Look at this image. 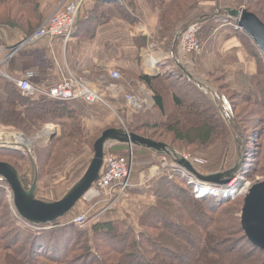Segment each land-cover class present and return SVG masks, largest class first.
Returning <instances> with one entry per match:
<instances>
[{"label":"trees","instance_id":"16d2710c","mask_svg":"<svg viewBox=\"0 0 264 264\" xmlns=\"http://www.w3.org/2000/svg\"><path fill=\"white\" fill-rule=\"evenodd\" d=\"M91 1L98 6L103 4ZM210 1L207 4L204 0H171L161 14L159 37L180 39L192 23H204L225 14L218 7L220 0ZM233 1L237 9L244 7L264 22L262 12L257 9L262 7L264 10V0ZM111 5L118 7L116 12L120 17L132 21L125 5L116 2ZM204 6H208L209 11L202 9ZM84 9L87 11L86 16L92 13L86 4ZM96 15L95 12L92 18ZM43 18L41 0H0V28L6 27L28 37L42 25ZM245 36L251 56L256 60L257 72L252 80L254 95L246 97L243 94L242 100L264 112V58L253 41ZM199 38L203 43L201 34ZM177 70L180 73L175 74L176 79L186 80L192 85L201 94L199 96L198 93L199 100L186 102L178 92L167 91L166 73L155 79L141 74L136 80L145 83L153 92V110L160 116V121L146 124L144 129H162L165 134L175 138L173 141L186 146H206L219 135H231L240 120L229 98L220 93L215 94L206 85L190 79L180 66ZM2 81L5 98H0V125L4 130L29 135L28 131H38L40 121L49 115L53 118H47V123L58 125L61 130V135L50 143L51 153L45 154L43 165L40 152L37 153V163L32 164L34 178L35 170L38 174L39 197L45 191L40 187V182L45 179L44 170L47 168L52 172L56 168L55 164L49 163L53 155L73 148L75 137L78 134L83 136V128L74 126L79 120L78 110L73 102L25 96L14 82L5 78ZM190 115L194 119L189 121ZM80 143L81 139L78 146ZM135 150L147 151L141 148ZM72 154H75L74 151ZM67 155L63 157L65 160L71 154ZM0 157L13 160V165L28 179L29 185L33 184L34 179H29L27 172L23 174L19 169V165L25 167L20 152L0 149ZM199 170L203 173V168ZM62 174L60 177L66 178ZM178 183L184 189L179 188ZM151 190L157 201L140 218L141 230L129 229L125 232L120 226L121 220L111 219V212L98 216L102 210L92 212V217H98L92 222L91 229L82 230L72 220L80 215V206L85 205L83 199L69 215L54 224L34 225L16 213L9 198L10 187L0 178V263L264 264V250L248 239L242 226L244 201H232L214 195L198 199L194 194V186L189 185L179 172H163L152 182ZM175 203L181 207L182 216L173 214ZM158 219L160 222H154ZM105 253L110 255L108 260L103 259Z\"/></svg>","mask_w":264,"mask_h":264},{"label":"crops","instance_id":"0c3cea01","mask_svg":"<svg viewBox=\"0 0 264 264\" xmlns=\"http://www.w3.org/2000/svg\"><path fill=\"white\" fill-rule=\"evenodd\" d=\"M58 1L41 0V3L48 11V6L56 7ZM125 1L127 13L132 21L120 17L116 11H109L114 9L109 8L111 3L98 6L91 0L87 1L86 7L92 13L86 16L87 11L83 10L78 20L76 35L70 43L67 44L59 38L52 42L46 39L36 47L26 50L29 53L36 50L43 55L40 66L26 59L27 56L15 55L6 60L10 48L19 44L25 36L6 27L0 28V98H5L2 81L4 78L11 81L10 78L27 77L36 87L49 89L64 76L76 75L84 76L94 87L110 93L109 96L113 100H122L124 104V97L120 96L123 89L133 91L134 96L142 100L153 99V102H149L150 107H144L145 110L153 106L154 95L145 83L136 78L143 74L155 79L170 71V68L175 69L180 65L187 69L194 68L193 77L198 76L202 81L210 82L211 75L222 72L221 77L232 81L240 93L246 97L254 95L252 80L257 72L256 60L249 51L248 38L244 33L236 31V21L228 18L226 13V16H217L203 23L201 37L204 52L200 56L191 57L181 54L178 37H159L161 14L171 0ZM95 12L97 15L92 18ZM112 70H118L123 76L121 85L118 86L120 92L116 94L109 92L106 87L109 85V73ZM73 103L77 106H101L81 101ZM104 117L105 115L94 112L89 116L88 113L84 116L79 114L82 125L87 129L99 124ZM0 130H4L2 125ZM128 149V145L115 144L111 146L110 151L116 154L127 152L128 155ZM44 196L45 194L38 198L48 200ZM83 199L87 200L88 204L91 203L92 209V205L103 206V203L96 204L98 198L93 188ZM85 207L89 206H80L79 214L86 210ZM120 213H112L111 219L123 220L121 217L124 214Z\"/></svg>","mask_w":264,"mask_h":264},{"label":"rangeland","instance_id":"374dc122","mask_svg":"<svg viewBox=\"0 0 264 264\" xmlns=\"http://www.w3.org/2000/svg\"><path fill=\"white\" fill-rule=\"evenodd\" d=\"M65 1L66 0H59L58 5L56 7L48 6L49 7L48 11L45 10V7L41 3L43 8V17H44L42 25L45 24L50 19V17L55 13L59 5L63 4ZM204 1L205 2L207 1L208 4V1L210 0H204ZM220 1L221 4L218 5V7L221 8L224 12L226 8H236L235 7L236 2L233 0H220ZM116 3H120V2H116ZM123 5H126L125 0H123ZM109 6H110L109 8H114L109 11L118 10V7L116 5H109ZM257 9H259L260 12H262L261 15L264 17L263 8L258 7ZM204 10L209 11L208 8H204ZM223 15L226 16L225 14H222V16ZM200 55L193 54L190 56L194 57ZM17 56L18 57L27 56V58L26 57L24 58L31 60L33 64H36L38 66H40V61L44 59L42 57L43 55H40V52H37L36 50L33 51L31 50V53H29V51H26L25 49L20 54H17ZM188 69H189L188 71L194 75V68H188ZM168 72L166 73L168 81H166L167 83H165V85H168L166 88L167 91L178 92L179 94L184 96L183 98L185 99L186 102L195 101V100L197 102L199 100L198 97L199 92H197L192 85H190L186 80L179 81L178 78L176 79V75H179L180 73L177 70V68L175 69L170 68V71ZM221 73L222 72L218 71L217 74L211 75L210 82L205 80L203 81L199 80L198 76L193 77V79L201 82L202 84L205 83L204 85L209 86L211 90L213 89V93L215 94L220 93V95L222 96L224 95L227 98H229L230 102L235 106L234 110L237 114L236 116L239 117L238 120H240V122L237 123L236 129H234V131L231 132V135L228 136L227 134L219 135L216 138H214L210 144L206 146H195V145L186 146L185 144H181L173 141L175 138L171 137L169 134L168 135L165 134V132L162 131V129L155 131H151V130L148 131L144 129L143 126H145L146 124L149 123L151 124L154 123L155 121L157 122V120L160 121V116L158 115L157 111L153 110L155 102L153 103V106L150 109L149 108L145 109L146 111L143 109L138 111L129 110L126 107V104L122 103V100H113L109 96L110 93H106L102 91L108 105L105 106L101 105L100 107L75 105L76 109L78 110V114H82L84 116L85 114L88 113L89 116L90 113L94 112L97 114L105 115V117L101 118L102 121L99 124H96L95 126H92L88 129L83 126L84 124L82 125L80 119L74 123V126H81L83 128V131L81 133L83 136H80L78 134L77 135L78 138L75 137L76 140L74 141L75 144H73V148H69L68 150H66V152H64L65 150H62L58 155L54 154L53 155L54 158L49 161L50 164H55L54 166L56 168L52 172L48 171L46 168V170H44L45 179H43V181L40 182L42 185L40 187L45 189L44 197L48 199L46 201L60 200L83 177L94 157L95 154L94 145L96 141L101 137L104 131L109 129H124L128 132L135 133L139 136H142L147 139H151L155 142L167 144L171 148L175 149L177 153L180 156H182V158L184 157L185 159H187V157L189 159L190 158L204 159L207 161V163L200 167L203 168L204 175H214V174L224 173L227 171L238 170L236 178H233L228 183V185L219 187V188L225 187L226 191H224V193L218 191L217 193L214 194H207V196L208 195L224 196L225 198L232 199V201H236V200L244 201L246 195L249 193V190L253 187V185L262 182L264 180V112H262L259 108L250 105L246 103L244 100H242V98H244L242 96L243 93H240V90L238 88H235V86H233L234 84L232 81L224 79L223 78L224 76L221 77L220 75ZM79 77L85 78L84 76H79ZM109 78H110V73H109ZM121 80L113 81L110 78L109 84L112 83L119 86V84L121 85ZM132 92L123 89L120 96L121 98L122 96L125 98L126 95L134 96ZM151 93L153 92L151 91ZM199 96H201V94ZM208 100L209 99H207V101ZM47 118L52 119L53 117L50 115L45 116V118L41 120L39 123L40 127L38 128V131L37 130L28 131L29 135L21 133L29 140H35L31 146L32 151L34 153L32 157H27L24 156L22 153H20V155L25 160V163H23L25 164V167L19 165V169L22 171L23 174L27 172L26 174L28 175V178L31 180L33 179L35 180L32 172L33 171L32 164L37 163L38 160L37 153L40 152V155L42 157L41 158L42 165H43V163L46 161L45 154L50 155L51 153V152L49 153V151L51 150L49 149L50 143L61 135V130L58 127V125L49 122L47 123ZM191 119H194L193 115H190L188 120L190 121ZM49 124L54 125L55 128L57 129L55 130L56 131L55 137H53L54 135L50 137H45L44 135H42L43 130ZM80 139H81V143L78 146V142ZM76 148L78 149L77 151L74 150ZM110 148L111 147H109V152L113 153L112 150L110 151ZM73 151L75 153L74 155L72 154ZM64 153L71 155L70 156L67 155L69 158L65 160L63 157L66 154ZM126 154L127 152H120V154L117 155L127 156ZM162 158L163 157H159L158 154H155L149 150L134 151V164H133L134 167H133V174L131 177V182L133 187L129 192V197L126 198L124 201L122 200L112 210L108 211V213L111 212V214L112 213L116 214L120 212L121 215L122 213L124 214L121 217V219L123 220L120 221L122 222L120 226L123 228L125 232H127L129 229L141 230L142 228H140L141 227L140 218L144 215L145 211L148 210V208H150L153 204L156 203L157 200L153 195V192L151 190V185L153 181H156V179L160 176V174L166 172V171L163 172L158 171L161 169V167L159 166L163 161ZM0 162L9 163L12 166H14L13 163L15 164L13 160L5 157H0ZM61 174L66 176V178L64 179L61 178L60 177ZM35 175H36V170H35ZM236 180L238 181V184H236L235 187L231 189V185ZM178 186L179 188L181 187V189H184L183 186L179 183ZM192 186H194V194H195L196 186L195 185ZM9 198L12 203L11 192L9 194ZM82 201L85 202L84 203L85 206H89L88 208L85 207L86 210L91 207V203L88 204L87 200L83 199ZM175 204L176 207L173 210V214L176 217L182 216L183 212L181 207L177 203ZM103 209L104 206H98V205L94 206V209H92L91 212L89 213V224H87L86 227H80V228L82 230L91 229L92 222L97 218V217H92L93 216L92 212H94L95 210H103ZM154 222H160V219ZM151 232L153 234L155 233L154 230H152ZM28 250L29 248L27 247V252ZM104 255H105L103 256L104 260H108L110 258L109 254L105 253Z\"/></svg>","mask_w":264,"mask_h":264},{"label":"built area","instance_id":"2783aa9c","mask_svg":"<svg viewBox=\"0 0 264 264\" xmlns=\"http://www.w3.org/2000/svg\"><path fill=\"white\" fill-rule=\"evenodd\" d=\"M87 1L89 0H66L63 4H60L55 13L45 24H43L30 37L25 38L20 45L12 47V54L6 60L20 54L25 49L27 50L36 47L41 41L46 39L52 42L59 38L67 44L70 43L73 39L80 15L83 12V7ZM235 29L236 31L243 33V29L237 24L235 25ZM202 30L203 24L201 22H196L191 24L183 33L180 38V50L183 56L193 54L200 55L203 53L204 46L199 38ZM110 78L113 81H120L122 79V74L118 70H112L110 72ZM12 80L18 85L19 89L28 96L41 94L54 100L81 101L89 105H108L103 92L97 89V87H94L90 81L88 82V80L83 77L66 75L60 82L49 89L36 87L27 77ZM106 87L109 92L112 91L115 94L120 92V88L115 84L110 83ZM124 100L126 107L129 110L135 111L145 106L150 107L149 102H153V99L142 100L131 95H126ZM27 141L30 140L21 133L6 130L0 131V148L19 151L24 156L32 157L34 153L31 146L27 144ZM163 159L161 169L158 171L163 172L165 170H170L179 172L188 180L189 184L196 186V197L201 198V194L204 191L203 185L205 183L197 181L185 169L179 167L175 163L169 162L170 160L168 161L166 158ZM187 160L197 169H200L201 166L207 163L206 160L200 158L189 159L187 157ZM133 164L134 158L132 153L130 156H120L109 151L107 152L101 177L93 187V189L96 190L98 198L96 204L103 203L104 206V209L98 216L112 210L123 199L129 197V191L133 187L131 183ZM212 187L216 188L212 190L213 192L220 191L221 193H224V191H226L225 187ZM91 210L92 208L84 210L73 220V223L80 225L81 227L87 226V224H89V213Z\"/></svg>","mask_w":264,"mask_h":264},{"label":"water","instance_id":"95a60500","mask_svg":"<svg viewBox=\"0 0 264 264\" xmlns=\"http://www.w3.org/2000/svg\"><path fill=\"white\" fill-rule=\"evenodd\" d=\"M225 13L244 30V33L253 41L264 58V22L245 8H226ZM180 68L190 79H193V75L187 68L182 65ZM115 144L134 146L160 156H167L178 166L190 172L196 179L209 185L226 186L233 178H236L238 173V170H233L204 175L167 144L155 142L124 129H109L104 131L96 141L94 157L83 177L57 201L38 198L37 171L35 180L30 186L28 179L21 175L18 169L9 163L0 162V178L10 187L12 204L16 213L26 222L38 226L54 224L69 215L100 179L107 150ZM241 220L248 239L255 246L264 250V180L253 185L246 195Z\"/></svg>","mask_w":264,"mask_h":264},{"label":"bare ground","instance_id":"6f19581e","mask_svg":"<svg viewBox=\"0 0 264 264\" xmlns=\"http://www.w3.org/2000/svg\"><path fill=\"white\" fill-rule=\"evenodd\" d=\"M94 1H100V0H94ZM100 2H102V3H114V2H120L121 4H123V0L122 1H100ZM77 25H78V23H77ZM76 29H77V27H76ZM75 32H76V30H75ZM243 33H244V30H243ZM74 35H75V33H74ZM30 37V36H29ZM26 38H28V37H26ZM25 39V38H24ZM24 39H22L20 42H19V44H17V45H20L22 42H23V40ZM12 48H10V54H9V56L12 54L11 52L13 51V50H11ZM76 76V75H75ZM11 79V81H13L12 80V78H10ZM14 82V81H13ZM15 83V82H14ZM16 84V83H15ZM16 86H17V88L19 89V87H18V85L16 84ZM98 89V88H97ZM19 91L23 94V95H25L20 89H19ZM25 96H28V95H25ZM37 96H42V97H45V96H43V95H41V94H36V95H34V96H29V97H32V98H34V97H37ZM134 97V96H133ZM45 98H48V97H45ZM137 98V97H136ZM48 99H50V98H48ZM50 100H54V99H50ZM56 101H61V100H56ZM61 102H77V101H61ZM142 109H144V107L143 108H141V109H139V110H142ZM136 111H138V110H136ZM55 130H57L56 128H55V126L53 125V127H51V126H47L44 130H43V133H42V135H44L45 137H50V136H53V135H56V131ZM35 140H30V141H27V144L28 145H30V146H32V144H33V142H34ZM128 147H129V149H128V156H130L131 155V153H132V156H133V158H134V149H135V147L134 146H129L128 145ZM136 148H138V147H136ZM0 149H2V150H10V149H3V148H0ZM142 149V148H141ZM146 150V149H145ZM11 151H15V150H11ZM19 152V151H18ZM107 152H108V150H107ZM159 157H163V158H166L167 156H160L159 155ZM162 158V159H163ZM164 160V159H163ZM166 160H170L169 162H171V163H174L173 161H172V159L171 158H169V157H167L166 158ZM162 164V163H161ZM161 164H160V166L159 167H161ZM176 164V163H175ZM177 165V164H176ZM193 165V164H192ZM180 167V166H179ZM104 168V167H103ZM182 168V167H181ZM184 169V168H183ZM199 170V169H198ZM102 171H103V169H102ZM102 171H101V173H102ZM166 172H170V173H172V172H174V171H170V170H165ZM187 171V170H186ZM188 172V171H187ZM200 172V171H199ZM190 175H192L190 172H188ZM202 173V172H201ZM203 174V173H202ZM193 176V175H192ZM100 177H101V174H100ZM194 177V176H193ZM195 178V177H194ZM196 179V178H195ZM2 180V179H1ZM197 181H199L198 179H196ZM99 181V180H98ZM199 182H201V181H199ZM236 184H238V181L236 180L232 185H231V189H233L234 187H235V185ZM203 187H204V191H203V193L201 194L202 195V197L201 198H203V197H205V196H207V194H214V193H217V192H213L212 190H214V189H216V188H214V187H211L209 184H204L203 185ZM130 191H131V189H130ZM129 191V192H130ZM9 192H11V191H9ZM195 196H196V194H195ZM197 198V197H196ZM201 198H198V199H201ZM72 223H73V220H72ZM75 224V223H74ZM77 225V224H76ZM78 227H81L80 225H77ZM86 227V226H85Z\"/></svg>","mask_w":264,"mask_h":264}]
</instances>
